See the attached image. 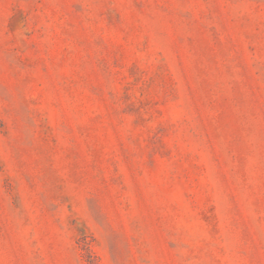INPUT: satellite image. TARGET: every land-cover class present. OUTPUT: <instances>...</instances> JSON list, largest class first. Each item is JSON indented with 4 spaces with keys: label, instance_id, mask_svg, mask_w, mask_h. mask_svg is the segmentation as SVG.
I'll return each mask as SVG.
<instances>
[{
    "label": "rangeland",
    "instance_id": "1",
    "mask_svg": "<svg viewBox=\"0 0 264 264\" xmlns=\"http://www.w3.org/2000/svg\"><path fill=\"white\" fill-rule=\"evenodd\" d=\"M0 264H264V0H0Z\"/></svg>",
    "mask_w": 264,
    "mask_h": 264
}]
</instances>
